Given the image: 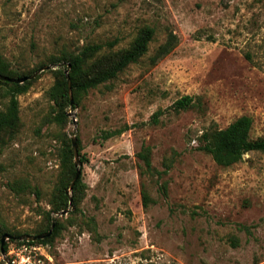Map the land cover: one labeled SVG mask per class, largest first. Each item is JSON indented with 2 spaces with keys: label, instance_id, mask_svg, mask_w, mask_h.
<instances>
[{
  "label": "rangeland",
  "instance_id": "374dc122",
  "mask_svg": "<svg viewBox=\"0 0 264 264\" xmlns=\"http://www.w3.org/2000/svg\"><path fill=\"white\" fill-rule=\"evenodd\" d=\"M145 26L155 37L138 62L76 91L78 103L59 104L75 54L118 39L91 60L94 74ZM170 31L178 44L154 62ZM0 54L16 77L53 65L18 95L19 123L0 135L5 232L35 234L48 226L47 211L72 208L59 194L76 174L61 155L74 135L82 161L75 208L52 212L62 226L54 239L8 237L0 264H264V151L222 166L201 149L205 130L245 114L252 137H264V0H0ZM7 88L0 83V110ZM187 94L195 106L169 109ZM61 109L64 121L55 116ZM144 146L151 170L137 155Z\"/></svg>",
  "mask_w": 264,
  "mask_h": 264
},
{
  "label": "trees",
  "instance_id": "16d2710c",
  "mask_svg": "<svg viewBox=\"0 0 264 264\" xmlns=\"http://www.w3.org/2000/svg\"><path fill=\"white\" fill-rule=\"evenodd\" d=\"M155 37V28L152 26L143 27L139 33L133 37L134 40L130 47L127 48L116 60H114L108 66L102 68L99 71H96L94 74H89L88 69L91 63V60L95 57L97 53H99L105 45L109 47H113L118 42V39L107 42V43H94L87 44L83 47L82 51L78 54H75L70 59L71 68L69 71L71 85L74 90L73 103L79 102L78 92H87L90 88H95L100 84L105 83L106 81L115 78L119 75L120 72L124 71L129 65L132 63L138 62L149 50L150 43L154 40ZM178 44V35L173 31H170L167 35V39L164 43H162L156 53L152 57L154 62H157L159 59L165 57L169 54ZM59 60L55 59L54 61ZM0 73L4 75H9L12 77L13 72L10 68V63L3 58L0 54ZM31 75V74H30ZM30 75H23L17 77H24ZM64 76V88L61 93V96L57 98V101L61 106L71 104V96L69 94V83L68 78ZM0 83L8 85L6 90L7 96H9L8 103L6 108L0 110V135L5 130L13 129L20 120V103L18 99V95L26 92L31 84V79H27L25 82H12L7 80L0 79ZM77 91V93H76ZM195 97L192 95H184L178 98L169 109L180 112L182 110H186L196 105V101H194ZM165 112V109H158L152 115V121L157 123L160 120L161 115ZM64 109L59 110L57 115H55L58 121H64L67 116ZM253 119L250 115H241L235 120H233L228 126L224 128H210L203 132L201 136V149L205 150L209 154H211L212 158L222 166H231L239 161H241L244 155L251 151H264V137L254 138L251 135L253 128ZM131 126L128 124L122 128L112 129V130H104L102 133V138L108 139L113 136L119 135L122 132L130 129ZM80 142V140H79ZM63 164L69 168L72 174L76 173L75 165H74V149L72 145V141L68 143V145L64 148L62 152ZM138 157L143 159L147 169H152V161L150 157V146H144L143 149L138 152ZM83 158V157H82ZM84 159V158H83ZM82 184L81 177L76 181L74 185V190L78 188V186ZM165 188V186H163ZM67 185L60 190L61 195V203L67 206L70 204L69 195H67ZM145 204H148L149 197L146 192H144ZM74 201V199H73ZM61 207L55 206L52 210L46 212V218L48 220V226L35 234L44 233L49 231V228L52 225V222L55 221V227L50 236L45 238H39L37 240H21L18 237L23 233L14 235L15 238L18 239L19 243H48L51 242L56 234L59 232L61 223L60 219L56 216L52 215V212L60 210ZM61 211V210H60ZM94 231H96V224L92 227ZM5 233V229L0 224V244L1 238ZM4 251H8V243L4 244ZM12 264L11 260L9 261Z\"/></svg>",
  "mask_w": 264,
  "mask_h": 264
},
{
  "label": "water",
  "instance_id": "95a60500",
  "mask_svg": "<svg viewBox=\"0 0 264 264\" xmlns=\"http://www.w3.org/2000/svg\"><path fill=\"white\" fill-rule=\"evenodd\" d=\"M53 65H46V66H43L41 67L40 69H38L36 72H34L33 74H31L30 76H24V77H12V76H9V75H4L2 73H0V79L2 80H7V81H11L12 82H25L27 79H32L33 77H35L38 73H40L41 71L43 70H46V69H52ZM70 68H71V64L70 63H67V68L65 70V73L67 74V78H68V83H69V88H71V80H70V76L69 75V71H70ZM71 105H73V96H71ZM72 145H73V149H74V154H75V165L77 167V170H76V174L74 176V179L72 180L69 188L67 189V195H69V198H70V205L72 206V208H65L61 211H57L56 214L57 215H65L67 213H69L70 210L74 209L75 206L73 205V196L70 195L71 194V191L76 183V181L81 177V174H82V170H81V158H80V155H79V150H78V141H77V137L76 135L72 136ZM55 221L52 222V225L51 227L49 228V231H46L44 233H40V234H23V235H20L18 238L21 239V240H24V239H27V240H37L39 238H45V237H48L51 235V233L53 232L54 230V227H55ZM9 238H15V236L13 234H10L9 232H5L1 238V251L2 253L4 254L5 251H4V244L6 242V240Z\"/></svg>",
  "mask_w": 264,
  "mask_h": 264
},
{
  "label": "built area",
  "instance_id": "2783aa9c",
  "mask_svg": "<svg viewBox=\"0 0 264 264\" xmlns=\"http://www.w3.org/2000/svg\"><path fill=\"white\" fill-rule=\"evenodd\" d=\"M12 261V260H11Z\"/></svg>",
  "mask_w": 264,
  "mask_h": 264
}]
</instances>
